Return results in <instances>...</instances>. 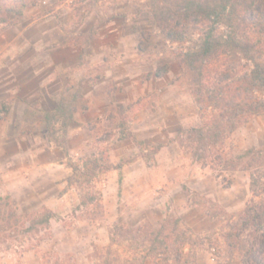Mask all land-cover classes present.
Here are the masks:
<instances>
[{
    "label": "rangeland",
    "instance_id": "374dc122",
    "mask_svg": "<svg viewBox=\"0 0 264 264\" xmlns=\"http://www.w3.org/2000/svg\"><path fill=\"white\" fill-rule=\"evenodd\" d=\"M162 4L40 0L0 28V264H240L225 236L264 202V114L201 159L180 145L217 111L176 58L201 29L167 40Z\"/></svg>",
    "mask_w": 264,
    "mask_h": 264
},
{
    "label": "trees",
    "instance_id": "16d2710c",
    "mask_svg": "<svg viewBox=\"0 0 264 264\" xmlns=\"http://www.w3.org/2000/svg\"><path fill=\"white\" fill-rule=\"evenodd\" d=\"M39 2L0 0V28L16 25L26 9ZM160 11L158 27L169 41L181 42L192 29H201L197 44L176 57L191 77V93L199 111H217L178 135L180 145L201 159L241 124L264 114V41L260 37L264 34V0H163ZM220 27L227 29L225 34L219 33ZM249 28L255 33L239 32ZM236 54L251 66L241 76L224 68L227 62L220 64ZM7 214L17 222L14 208ZM2 224L0 231L8 230L11 222ZM238 224L226 234L227 246L240 251V264H264V202L247 206ZM239 231H248L246 240L240 241Z\"/></svg>",
    "mask_w": 264,
    "mask_h": 264
},
{
    "label": "crops",
    "instance_id": "0c3cea01",
    "mask_svg": "<svg viewBox=\"0 0 264 264\" xmlns=\"http://www.w3.org/2000/svg\"><path fill=\"white\" fill-rule=\"evenodd\" d=\"M6 121H4V123H5ZM23 122V121H22ZM6 123H8V122H6ZM52 164H47V163H40V164H38L36 167L38 168V169H40L41 171H46V169H49L50 167L49 166H51ZM60 166H63V165H60ZM46 177V176H45ZM52 180V179H51ZM53 180H54V182H53ZM52 180V183H53V185L54 186H56V187H60V184L58 183V182H56V179H53ZM64 182L65 181H63L62 182V184H64ZM67 195V193H62V195H58V196H60V198H64L65 196ZM43 204L46 206V207H49V208H51L52 210H54V208H57V209H59V206H58V204H54L51 200H47V201H44L43 202ZM56 205V206H55Z\"/></svg>",
    "mask_w": 264,
    "mask_h": 264
}]
</instances>
